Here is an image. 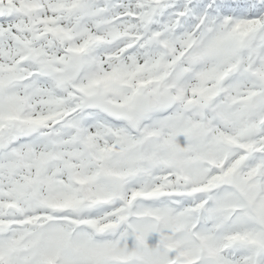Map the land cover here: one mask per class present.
<instances>
[{
	"label": "snow or ice",
	"instance_id": "6c2138e0",
	"mask_svg": "<svg viewBox=\"0 0 264 264\" xmlns=\"http://www.w3.org/2000/svg\"><path fill=\"white\" fill-rule=\"evenodd\" d=\"M0 264H264V0H0Z\"/></svg>",
	"mask_w": 264,
	"mask_h": 264
}]
</instances>
